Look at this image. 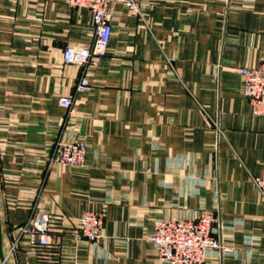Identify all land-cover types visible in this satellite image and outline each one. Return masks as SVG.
Here are the masks:
<instances>
[{
  "label": "crops",
  "instance_id": "0c3cea01",
  "mask_svg": "<svg viewBox=\"0 0 264 264\" xmlns=\"http://www.w3.org/2000/svg\"><path fill=\"white\" fill-rule=\"evenodd\" d=\"M112 3L96 63L62 60L90 46L91 13L66 0H0V228L8 264H168L147 240L154 220L212 212L226 247L205 264H264V118L251 114L238 68L264 63V0ZM86 75L82 92L75 82ZM71 94L70 108L58 98ZM85 140L86 163H50ZM86 210L103 235L76 234ZM37 211L58 216L60 248L14 230ZM0 264L1 261H0Z\"/></svg>",
  "mask_w": 264,
  "mask_h": 264
},
{
  "label": "built area",
  "instance_id": "2783aa9c",
  "mask_svg": "<svg viewBox=\"0 0 264 264\" xmlns=\"http://www.w3.org/2000/svg\"><path fill=\"white\" fill-rule=\"evenodd\" d=\"M73 8H86L91 13L93 42L90 46H66L62 60L76 67L96 63L109 43L112 24L109 8L114 2L119 3L133 16H139L141 0H66ZM242 79V94L248 100L251 114L264 118V63L257 67L238 68ZM90 85V79L83 75L75 82V90L84 91ZM71 94L58 98L63 108L71 107ZM87 143L85 140H65L57 144L50 163L66 166H83L86 163ZM252 181L264 198V174L253 176ZM58 216L50 212H35L26 225L14 230V240L7 253L14 252L26 236L27 242L35 249L60 248V232L57 227ZM103 211H83L76 220V234L87 241H97L103 235ZM215 218L212 212L202 211L195 218H161L154 220L147 236L156 249L157 260L168 264H205L206 254L212 250L224 251V247L213 233Z\"/></svg>",
  "mask_w": 264,
  "mask_h": 264
},
{
  "label": "water",
  "instance_id": "95a60500",
  "mask_svg": "<svg viewBox=\"0 0 264 264\" xmlns=\"http://www.w3.org/2000/svg\"><path fill=\"white\" fill-rule=\"evenodd\" d=\"M0 261L2 264H8L6 261V258L3 254V244H2V234H1V228H0Z\"/></svg>",
  "mask_w": 264,
  "mask_h": 264
},
{
  "label": "rangeland",
  "instance_id": "374dc122",
  "mask_svg": "<svg viewBox=\"0 0 264 264\" xmlns=\"http://www.w3.org/2000/svg\"><path fill=\"white\" fill-rule=\"evenodd\" d=\"M73 47V46H72ZM64 50V49H63ZM74 90H75V87H74ZM76 91V90H75ZM76 92H78V91H76ZM70 108V107H69ZM68 109V108H67Z\"/></svg>",
  "mask_w": 264,
  "mask_h": 264
}]
</instances>
